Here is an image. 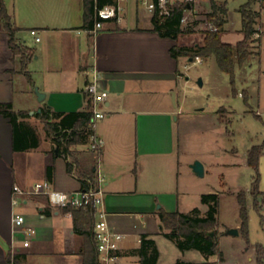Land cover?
<instances>
[{
    "label": "crops",
    "instance_id": "1",
    "mask_svg": "<svg viewBox=\"0 0 264 264\" xmlns=\"http://www.w3.org/2000/svg\"><path fill=\"white\" fill-rule=\"evenodd\" d=\"M2 2L15 29L14 43L21 52L13 54L0 22V103L10 104L15 112L27 113L26 117L19 118L24 127L34 132L36 125L42 122L38 118L42 109L64 115L86 112L85 71L92 66L98 71L101 87L108 91L104 105L106 117L97 124L96 132L103 141L100 161L105 176L107 221L112 230L123 236L119 264H141L136 251L143 234L155 243L158 252L155 264H176L178 261L200 264L201 261L190 256L195 250L181 252L164 236L167 231L158 216L160 210L189 215L197 208L199 216L207 211L205 205L199 204L202 193L197 194V207V203H189L188 192H182L180 186L182 167L186 178L193 172L181 160L179 130L175 125L180 118L173 120L186 104V97L180 90V64L185 57L174 59L170 56L174 41L152 31L151 15L150 23L142 25L138 9L135 7L128 12V3L119 23L107 22L92 38L90 29L83 26V0ZM203 3L205 7L210 4L209 0ZM260 7L264 8V2L256 0L252 10L256 12ZM226 9L229 13L227 6ZM229 23L230 20H226L223 24L220 38L235 46L244 38L241 15L239 39L235 41L222 38L227 35L225 26ZM31 30L37 32L38 43L30 34ZM28 39L33 40L37 48L27 46ZM262 42L264 35L260 45ZM26 50L29 53L25 56ZM189 60L186 61L191 62ZM247 60L238 68H243ZM36 89L43 94L41 101ZM60 120L54 118L51 122ZM65 125L57 132L46 133L43 129L47 162L42 181L49 182L56 190L73 192L86 188V174L89 170L92 172L94 156L88 149L87 139L67 148V136L72 132L78 136L81 128H72L70 121ZM58 132L67 135L58 137ZM12 143V126L9 119L0 114V264H13L14 254L20 255L21 264H82V238L73 231L70 213L52 208L44 196L27 198L18 205L20 211L13 205V200L18 198L13 195V186L25 189L33 183L17 178ZM203 168L205 173V165ZM213 193L220 196L218 192ZM218 213L219 206L215 226L217 253L207 259L199 253L203 264H226V257L219 249L220 241L235 237L219 229ZM15 214L24 216V227L35 230L28 247L22 246L24 236L21 232H14L12 218ZM233 228L239 235L240 227L236 224ZM160 239L169 241L171 246L159 242ZM160 244L171 252L170 258H164ZM249 250V245L244 248V252ZM214 257L217 259L212 260ZM254 260L256 263L255 248ZM146 262L150 263L148 259Z\"/></svg>",
    "mask_w": 264,
    "mask_h": 264
},
{
    "label": "rangeland",
    "instance_id": "2",
    "mask_svg": "<svg viewBox=\"0 0 264 264\" xmlns=\"http://www.w3.org/2000/svg\"><path fill=\"white\" fill-rule=\"evenodd\" d=\"M127 1L128 12L136 7L141 16L142 25L149 24L150 14L141 4V0ZM216 1H220L218 4L226 3L225 6L229 12L225 17L226 20H230V23L225 26L227 35L222 37L223 40L235 41L239 39L240 15L238 9L247 0ZM200 5L202 11L208 10V6L205 7L204 3ZM223 26L222 28H224ZM262 35L264 32L260 39ZM252 38L255 36H250L246 42L250 57L243 68H235V96L232 95L229 76L219 70L213 57L202 58L201 63L195 64L186 61L189 60L188 58L182 60L180 90L186 97V104L179 111L177 110L178 113L173 117V120L180 118L179 123L176 122L175 125L179 130L181 160L189 166L194 161L205 165L203 177L189 173L188 167L186 171L190 177L186 178L184 167L181 169V191L188 192L189 203L198 204V193L213 194V192H218L220 195L219 229L225 235H229L228 231L234 229L236 224L240 227L236 194L243 192L246 195L250 250L244 252L247 243L241 234L221 240L219 249L226 257V264H256L254 248L257 245L264 246V151L258 161L261 195L258 196L256 203L260 209L254 207L250 195L255 172L247 165L249 149L253 146L264 145V42L262 45L259 42L261 46L259 48L256 43L249 44ZM192 40V38L182 36L180 44L190 45ZM27 46L31 49L37 48V44L31 39L27 40ZM28 53L26 50L25 56ZM243 97L247 99L246 102ZM170 100L172 103V94ZM183 116L185 119H182ZM183 120L184 122H182ZM42 124L40 122L34 128V136L38 145L24 151H16L14 169L21 182L34 183L43 180L47 158L44 156L46 134ZM18 137L21 139V134ZM23 141L29 144L34 141V138L27 136L23 138ZM180 198L183 199V197ZM17 208L19 210L21 206ZM160 241H164L167 245L170 244L165 239H160ZM160 247L162 253L165 254L164 258H170L171 252L165 250L161 244ZM190 254L193 260L201 261L200 264H203L204 260L197 251ZM216 259L217 257L212 258V260Z\"/></svg>",
    "mask_w": 264,
    "mask_h": 264
},
{
    "label": "trees",
    "instance_id": "3",
    "mask_svg": "<svg viewBox=\"0 0 264 264\" xmlns=\"http://www.w3.org/2000/svg\"><path fill=\"white\" fill-rule=\"evenodd\" d=\"M112 1L113 0H97V5L98 7H102L106 4L112 3ZM209 2L211 12L208 16L216 19V22L219 25V30L215 33H208L201 44L196 46L180 44V38L183 36V33L179 28V19L183 6L175 7L171 15L165 19H159L156 16H153L151 20L153 24L152 31L156 32L163 38H169L174 41V45L169 50L170 56L174 59L180 57L192 59L196 56L201 58L213 57L219 70L229 76L232 87V95L235 96V67H242L247 58L250 56L246 42L254 31L253 26L255 24L257 13L252 10V6L255 4L256 0H247L246 3L238 9L241 15V26L244 38L240 42H237L235 46L222 42L220 38L223 32L222 26L226 22L225 16L227 14V9L225 4H216L213 0H209ZM262 2H264V0H262ZM83 9V26L86 29H91L93 0H83ZM0 22L8 35V44L12 49L13 54L20 53L21 51L14 43L15 29L12 28L10 24V19L6 13L2 0H0ZM25 75L29 78L27 73H25ZM243 100L245 102L247 101L245 97H243ZM0 114L9 119L12 126L13 151H24L38 145L34 132L29 130L27 127H24L23 123L19 122V118L26 117L27 113L15 112L12 110L10 104L0 103ZM38 118H40L43 122L46 133L59 131L60 128H64V126H66L65 124L67 121H70L72 128H81L77 133L78 136L75 135L76 132H72L67 136V148L70 145L82 140L85 141L87 139L88 141L87 123L90 118L88 110L79 114L71 113L64 115L60 113L52 114L48 109H42ZM54 118H61V120L57 123L51 122ZM19 132H21V139L18 137ZM61 135L62 134L60 132L56 134L58 137H61ZM66 135L67 134L64 133L62 136L65 137ZM27 136H32L34 141L29 144L24 142L23 138H26ZM57 144L60 145V142L57 141ZM262 151H264V145H259L251 147L247 153V165L255 172L250 195L256 209H260V206H258L256 202L258 196L261 195V192L259 191L258 161ZM91 175L92 172L89 170L86 177L90 179ZM47 176L48 180H50V170L48 171ZM236 201L239 207V233L246 240L248 247V217L245 193L238 192L236 194ZM200 202L202 205L207 207V211L204 216H199L200 214L197 208L193 209L189 215H184L179 212L168 213L160 210L158 212V216L163 229L167 231L164 236L173 242L179 251L184 252L187 250H195L207 259L217 253L216 232L214 229L217 225L216 215L219 206V196L216 193L203 194L200 196ZM64 211L71 214L73 231L82 238V247L80 252L82 264H99L92 233V212L90 210H76L71 208H65ZM211 233H213L212 236L210 235ZM136 253L141 258V264H146V259L150 262L148 264L156 263L158 252L154 241L147 235L143 234L140 236V247ZM255 254L256 263L264 264V246L257 245L255 247ZM19 257V254H14L12 257V263L21 264ZM176 264L189 263L178 261Z\"/></svg>",
    "mask_w": 264,
    "mask_h": 264
},
{
    "label": "built area",
    "instance_id": "4",
    "mask_svg": "<svg viewBox=\"0 0 264 264\" xmlns=\"http://www.w3.org/2000/svg\"><path fill=\"white\" fill-rule=\"evenodd\" d=\"M204 0H141L147 12L151 17L156 16L159 19H165L171 15L175 7L183 6L179 19V28L183 37L192 38V43L188 46L199 45L208 33H215L219 30V25L214 17H209L210 6L207 11H202L201 3ZM127 0H113L112 3L98 7L97 0H93L92 27L89 34L95 38L103 26L110 21L119 23L125 11ZM257 17L253 26L251 36H255L249 42L250 45L256 43L259 45L262 29H264V8H259ZM34 36L35 42H39L37 32L30 31ZM197 39V42L195 40ZM248 44V45H249ZM193 64L201 63V57L188 58ZM87 82L84 86V93L88 102V112L90 118L87 123L88 131V149L94 156L91 178L85 179L86 188L73 192H63L54 189L47 181L35 182L28 188L22 189L13 186V195L17 199L13 200V205L18 206L29 197L44 196L49 205L54 209L71 208L76 210H90L93 216L92 233L96 246L99 264H119L120 262V242L122 234L111 229L107 221V213L104 209V182L105 176L101 171L100 154L103 147V141L97 135V124L106 117L104 105L108 97V91L101 87L100 77L97 69L92 66L85 71ZM14 232H21L24 236L23 247L29 246V241L35 234V230L30 227H24L25 218L21 214H15L12 218Z\"/></svg>",
    "mask_w": 264,
    "mask_h": 264
},
{
    "label": "water",
    "instance_id": "5",
    "mask_svg": "<svg viewBox=\"0 0 264 264\" xmlns=\"http://www.w3.org/2000/svg\"><path fill=\"white\" fill-rule=\"evenodd\" d=\"M189 61H191V60H189ZM35 92H36L37 97L41 101L42 98H43V94L39 93L37 89L35 90ZM190 168H191V171L197 177H203V175H204V168H203V165L201 164V162L194 161V163L190 165ZM227 234L237 236L238 235V230L237 229H230ZM210 235L212 236L213 233H211Z\"/></svg>",
    "mask_w": 264,
    "mask_h": 264
}]
</instances>
